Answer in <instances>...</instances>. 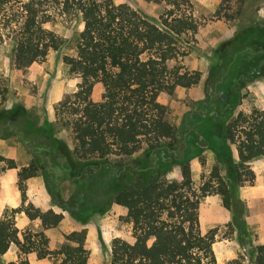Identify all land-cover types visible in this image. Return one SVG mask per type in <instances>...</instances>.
Here are the masks:
<instances>
[{
  "label": "trees",
  "instance_id": "1",
  "mask_svg": "<svg viewBox=\"0 0 264 264\" xmlns=\"http://www.w3.org/2000/svg\"><path fill=\"white\" fill-rule=\"evenodd\" d=\"M147 1L163 5L158 20L113 0H0V43L13 34L14 61L21 70L43 62L50 50H58L65 43L45 26L56 14L74 15L81 24L74 44L76 54L63 58L80 81L77 90L60 102L74 116L69 124L75 140L71 155L78 158L80 176L74 167L51 160L63 153L61 144L51 132L31 125L25 108L11 119L2 120L6 117L3 113L0 138L7 130L33 154L30 164L18 172L22 201L12 215L24 212L32 220L40 219L43 230L22 231L12 216L0 219V257L14 244L22 253H33L38 259L54 257L56 264H88L86 229L66 234L61 247L51 249L46 230L57 227L64 215L53 209L42 211L26 194V181L41 170L54 199L59 184L71 180L78 185L74 198L80 207L96 209L113 203L127 209L126 221L132 223L136 241L131 244L115 238L110 264H219L213 251L214 230L202 234L199 227L200 200L212 192L222 196L234 224L243 231L244 207L237 188L255 180L251 162L264 157V109L241 111L222 125L224 115L210 105V118L216 124L215 143L226 155L231 178L226 181L214 168L198 192L189 166L197 152L190 148L191 142H177L178 136L186 139L191 129H178L170 122L169 108L161 97L201 81L202 73L188 68L184 59L189 55V37L199 32L202 23L191 0ZM239 54L243 55L238 61L232 53L226 65L217 68L218 86L212 87L216 94L221 93V86L233 87L228 78L235 72L240 86L264 75V48L241 50ZM97 88L101 90L99 97L95 96ZM225 103L222 101V107L229 106ZM196 112L187 116L188 123ZM233 145L237 162L231 157ZM145 147L147 157L133 164L122 166L109 159L130 158ZM162 153L180 166V180L160 177V165L165 162ZM0 162L6 163L0 172L17 168L12 158L0 155ZM253 264H264V241L255 248Z\"/></svg>",
  "mask_w": 264,
  "mask_h": 264
},
{
  "label": "rangeland",
  "instance_id": "2",
  "mask_svg": "<svg viewBox=\"0 0 264 264\" xmlns=\"http://www.w3.org/2000/svg\"><path fill=\"white\" fill-rule=\"evenodd\" d=\"M113 1L116 4L126 3L155 21L164 10L163 5L147 0ZM191 1L194 14L202 26L196 35L191 39L189 37V55L184 59V63L191 70L202 73L201 81L191 88H178L173 95H163L161 102L168 106L170 122L174 126L178 129L189 126L191 129L186 139L180 140L178 136L177 142H191L190 148L197 152V155L189 161V166L193 185L199 192L214 168L218 169L226 181L231 178L226 155L215 143L216 124L210 118V107L224 115L223 120L220 121L222 125L227 124L241 111L249 112L253 107L264 109V75L257 76L240 86L236 83L235 78L239 75L236 76L235 72L228 78L229 84H233V87L221 86V91L219 90L221 93L217 94L212 91L214 85L218 86L215 84L219 76L217 68L224 67L232 53L237 57L234 61L236 59L238 61V57L243 55L239 54L241 50L258 51L264 48V0ZM219 8L220 15L216 16ZM45 26L54 30L65 40V43L58 50H50L43 62L34 64L28 69L21 70L15 65V37L12 33L0 43V117L2 118L3 113L6 112V117L2 120L11 119L22 107L25 108V117L31 125L47 133L51 132L60 142L63 153L51 160L74 167L73 171L77 175L78 158L71 155L75 140L69 126L74 116L66 111L60 102L66 94L77 90L80 81L79 76L70 71L63 58L65 55L76 54L74 44L81 24L74 15L56 14L54 21ZM100 93V88H97L95 96L99 97ZM222 101L229 106L222 107ZM195 111L198 113L196 112L192 122L188 123L187 116ZM5 132L6 136L0 138V155L14 159L17 168L0 172V193L1 184L8 182L13 188L12 185L16 180L22 201L18 172L24 163L30 164L33 154L24 147L18 136L7 130ZM231 152V157L237 162V149L234 145L231 146ZM9 154L17 157L18 163ZM147 155L148 148L145 147L130 158L109 159L113 164L125 166L133 164L136 159H145ZM162 157L165 162H161L160 177L169 181L180 180V166L167 154L162 153ZM5 164L0 162V167ZM251 165L257 174L255 180L246 181L237 188V196L244 207L243 231H239L234 224L232 211L223 205L222 196L212 192L200 200L198 207L200 231L202 234H207L214 230L213 251L219 264H253L255 248L264 241V157L254 159ZM77 186L71 180L61 182L57 199H54L48 190L44 171L41 170L26 181V194L42 211L53 209L64 215L57 227L46 230L53 251L61 247L66 234L86 229L88 264H110L112 242L115 238L124 239L131 244L136 241L133 225L126 221L127 209L113 203L102 204L96 209L82 208L79 206L78 198H74ZM11 187L6 190V198L14 201ZM65 204H68L69 208L65 207ZM17 208L7 206L2 209L0 204V219L12 216L16 225L22 226L17 217L23 212L12 215V211ZM28 219L30 221L26 226L18 227L20 230L34 233L43 230L40 219ZM32 256L36 257L35 254L22 253L18 246L13 245L0 257V264L11 262L32 264L30 258ZM37 261V264H56L54 257L37 259Z\"/></svg>",
  "mask_w": 264,
  "mask_h": 264
},
{
  "label": "crops",
  "instance_id": "3",
  "mask_svg": "<svg viewBox=\"0 0 264 264\" xmlns=\"http://www.w3.org/2000/svg\"><path fill=\"white\" fill-rule=\"evenodd\" d=\"M9 156L15 158L17 160V163H18L17 157H15L12 154H9ZM22 166L24 167V166H28V165L26 163H24ZM14 170H16V169L14 168ZM4 175H6V174H4ZM0 179H1V176H0ZM12 186H13V188L11 187V185L8 182H5V183L1 184L2 189H1V193H0V204L2 205V209H5V207H7V206H14L16 208L17 207L18 208L20 207L19 206L20 203H21L20 192L18 190V186L16 185V180L14 182V185H12ZM8 187H11V189H13L12 191H13V195H14V201H11L10 199L6 198L7 197L6 190H7ZM17 219L22 223V226H19L18 225L17 227H21V228H23L24 226H26L28 224V222L30 221L28 219V216L24 212L22 214H18ZM41 224H42V222H41ZM13 245H11V247ZM31 254H33V253H31ZM30 258L32 260L31 261L32 264H35V263L37 264L38 263V261H37L38 258L37 257H34L33 258V256H32Z\"/></svg>",
  "mask_w": 264,
  "mask_h": 264
},
{
  "label": "water",
  "instance_id": "4",
  "mask_svg": "<svg viewBox=\"0 0 264 264\" xmlns=\"http://www.w3.org/2000/svg\"><path fill=\"white\" fill-rule=\"evenodd\" d=\"M64 206L67 207V208H69L68 204H65Z\"/></svg>",
  "mask_w": 264,
  "mask_h": 264
},
{
  "label": "flooded vegetation",
  "instance_id": "5",
  "mask_svg": "<svg viewBox=\"0 0 264 264\" xmlns=\"http://www.w3.org/2000/svg\"><path fill=\"white\" fill-rule=\"evenodd\" d=\"M125 169V168H124Z\"/></svg>",
  "mask_w": 264,
  "mask_h": 264
}]
</instances>
